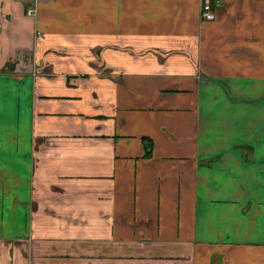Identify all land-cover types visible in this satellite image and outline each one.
I'll return each mask as SVG.
<instances>
[{
    "label": "crops",
    "instance_id": "obj_1",
    "mask_svg": "<svg viewBox=\"0 0 264 264\" xmlns=\"http://www.w3.org/2000/svg\"><path fill=\"white\" fill-rule=\"evenodd\" d=\"M0 0V264H264V0Z\"/></svg>",
    "mask_w": 264,
    "mask_h": 264
},
{
    "label": "built area",
    "instance_id": "obj_2",
    "mask_svg": "<svg viewBox=\"0 0 264 264\" xmlns=\"http://www.w3.org/2000/svg\"><path fill=\"white\" fill-rule=\"evenodd\" d=\"M214 6L215 3L212 0H201L200 17L202 19H213L215 16Z\"/></svg>",
    "mask_w": 264,
    "mask_h": 264
},
{
    "label": "rangeland",
    "instance_id": "obj_3",
    "mask_svg": "<svg viewBox=\"0 0 264 264\" xmlns=\"http://www.w3.org/2000/svg\"><path fill=\"white\" fill-rule=\"evenodd\" d=\"M214 11H215V8H214Z\"/></svg>",
    "mask_w": 264,
    "mask_h": 264
}]
</instances>
